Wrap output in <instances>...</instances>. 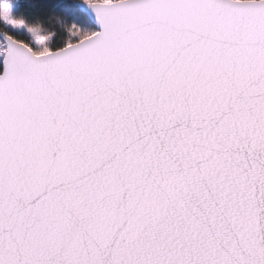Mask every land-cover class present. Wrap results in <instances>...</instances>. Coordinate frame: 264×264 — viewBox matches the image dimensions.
<instances>
[{"label": "snow or ice", "instance_id": "snow-or-ice-1", "mask_svg": "<svg viewBox=\"0 0 264 264\" xmlns=\"http://www.w3.org/2000/svg\"><path fill=\"white\" fill-rule=\"evenodd\" d=\"M0 0V264H264V0Z\"/></svg>", "mask_w": 264, "mask_h": 264}, {"label": "trees", "instance_id": "trees-1", "mask_svg": "<svg viewBox=\"0 0 264 264\" xmlns=\"http://www.w3.org/2000/svg\"><path fill=\"white\" fill-rule=\"evenodd\" d=\"M17 3L24 5L19 10V15L28 14L30 22L43 23L52 31H61L64 25L62 18L45 15L39 0H16Z\"/></svg>", "mask_w": 264, "mask_h": 264}]
</instances>
